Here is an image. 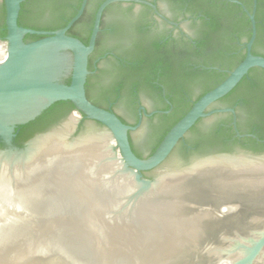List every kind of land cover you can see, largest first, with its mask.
Instances as JSON below:
<instances>
[{
    "label": "water",
    "instance_id": "water-1",
    "mask_svg": "<svg viewBox=\"0 0 264 264\" xmlns=\"http://www.w3.org/2000/svg\"><path fill=\"white\" fill-rule=\"evenodd\" d=\"M242 5L251 21V36L246 44V55L226 77L191 106L198 130L213 125L224 118L223 113H232V126L237 136H244L237 127V114L232 107H221L228 100H221L254 67L264 69V56L252 52L257 37L255 17L256 3L250 12L240 0H230ZM173 14V8L163 3ZM258 50L264 53V46ZM214 78L206 77L188 89L189 100ZM254 136V135H252ZM239 147L238 144L231 148ZM208 188L217 262L218 264H264V153L243 149L234 152L206 154L200 146Z\"/></svg>",
    "mask_w": 264,
    "mask_h": 264
},
{
    "label": "flooded vegetation",
    "instance_id": "flooded-vegetation-1",
    "mask_svg": "<svg viewBox=\"0 0 264 264\" xmlns=\"http://www.w3.org/2000/svg\"><path fill=\"white\" fill-rule=\"evenodd\" d=\"M223 1L224 0H161L162 6L163 3H165L172 7L174 11V13L171 14L167 8L163 6L184 78H186V75H189V71L199 72L203 69H218L227 73V71L230 70L228 65H225L224 67L206 66L204 65V60H232L235 55L244 53L246 55V44L250 38L247 40V37H242L239 32L232 33L230 31V33L226 34L224 42L211 40V27L208 15L215 13L218 10V7L224 5ZM227 1L235 3L230 0ZM240 1L250 12H253L255 0H253L251 10L246 5L245 1ZM257 4L258 1L256 3L255 17L257 15ZM240 6L242 11L238 12L237 16H242L243 12L248 16L247 12L243 10L242 5ZM260 45L264 46V24L261 25L260 32L257 26V37L252 47V52L254 46H257L258 54L256 55L264 56V53L258 50ZM222 47L231 48V50H226L223 54L219 51V48ZM219 64H221V62ZM248 74L250 77L255 76L250 71ZM255 83L257 85V82ZM256 85L253 86L256 88L250 93L237 94L234 103L230 105L225 103L221 106L232 107L235 109L237 114V127L239 132L244 134V136L240 137L235 133L230 139V142H234L235 137H237L238 139L235 141L234 145L238 144L239 147L227 152H234L243 149L253 153H264V82L263 86L258 84L257 87ZM188 89L189 88H187V91ZM197 96L198 95L191 99L190 102H194ZM228 113L220 115L226 116ZM202 121L203 120H201V122ZM226 125H232V121ZM257 129L262 133L263 137L256 133ZM250 138L255 140L254 143L249 141Z\"/></svg>",
    "mask_w": 264,
    "mask_h": 264
},
{
    "label": "trees",
    "instance_id": "trees-1",
    "mask_svg": "<svg viewBox=\"0 0 264 264\" xmlns=\"http://www.w3.org/2000/svg\"><path fill=\"white\" fill-rule=\"evenodd\" d=\"M245 1L248 8L252 9L253 0H243ZM257 26L259 32L261 31V25L264 24V0H257ZM224 5L218 7V10L215 13H211L208 15L209 23L211 27V40H218L223 41L226 34L233 32H239L240 35L243 37H247V40L250 38L251 35V21L249 17L243 12L242 16H237V13L242 11L240 5L236 3H231L227 0L223 1ZM260 35V33H259ZM257 46H254L253 53L258 54ZM224 48V49H223ZM231 50V48L222 47L219 48L220 53H225V51ZM245 57L244 54L235 55L234 59L232 60H204V65L209 66H220L224 67L228 65L229 69H233L239 62H241ZM221 62V64H219ZM255 76L250 77L249 74L246 75L238 84L237 86L231 90L226 96L221 98V100H228L227 105L234 103V99L237 94L239 93H250L256 87L255 82L261 84L263 86L264 82V69L261 68H253L250 70ZM227 73L222 72L218 69H203L201 71H194L190 72L189 75H186L185 84L187 88H190L195 83L201 81L206 77L214 78V80L210 83L204 85L201 89V92L196 97L195 101L198 100L203 94L213 88L215 85L220 83L225 77ZM257 80V81H255ZM194 101V102H195ZM194 102H190L192 106ZM261 115V114H260ZM262 116V115H261ZM264 116V115H263ZM264 119V117H263ZM232 121V114L228 113L224 118L219 119L213 125L203 128L202 130H198V140L199 145L205 147L206 154L217 153V152H225L232 150V146L234 145L235 141L238 139L235 137L234 142H230V139L235 135V131L233 130L232 125L227 126L226 124L231 123ZM201 122L198 121L195 125L196 127ZM256 133L259 136H262V133L257 129ZM249 141L254 143V139L250 138Z\"/></svg>",
    "mask_w": 264,
    "mask_h": 264
}]
</instances>
